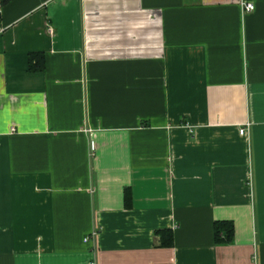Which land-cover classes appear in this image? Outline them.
Returning <instances> with one entry per match:
<instances>
[{
    "label": "crops",
    "instance_id": "crops-1",
    "mask_svg": "<svg viewBox=\"0 0 264 264\" xmlns=\"http://www.w3.org/2000/svg\"><path fill=\"white\" fill-rule=\"evenodd\" d=\"M240 1L0 0V264H264Z\"/></svg>",
    "mask_w": 264,
    "mask_h": 264
},
{
    "label": "built area",
    "instance_id": "built-area-1",
    "mask_svg": "<svg viewBox=\"0 0 264 264\" xmlns=\"http://www.w3.org/2000/svg\"><path fill=\"white\" fill-rule=\"evenodd\" d=\"M253 2H250V0H241L240 1V5L243 9L244 12H248V11H253L254 10V4H252ZM49 30H51V28L49 27ZM249 127V123H246L245 126H240L239 128H237V130L239 131L240 134L242 135H246L248 128ZM90 150L92 151L93 149V144H90ZM97 232L95 231H90V234H87L84 236L83 241H91L92 237H94L96 235ZM85 264H95V260H93V258H90L87 260V262Z\"/></svg>",
    "mask_w": 264,
    "mask_h": 264
},
{
    "label": "trees",
    "instance_id": "trees-1",
    "mask_svg": "<svg viewBox=\"0 0 264 264\" xmlns=\"http://www.w3.org/2000/svg\"><path fill=\"white\" fill-rule=\"evenodd\" d=\"M1 1H3V2H5V0H1ZM171 240V234H170V236H169V241Z\"/></svg>",
    "mask_w": 264,
    "mask_h": 264
}]
</instances>
